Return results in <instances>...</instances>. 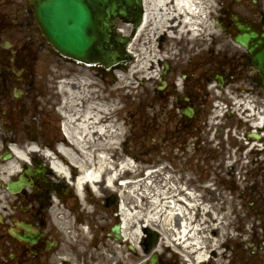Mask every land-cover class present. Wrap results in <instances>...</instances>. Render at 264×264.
<instances>
[{"label": "rangeland", "instance_id": "rangeland-1", "mask_svg": "<svg viewBox=\"0 0 264 264\" xmlns=\"http://www.w3.org/2000/svg\"><path fill=\"white\" fill-rule=\"evenodd\" d=\"M9 1L11 0H0V19L3 11L8 10L6 4ZM17 1L19 0H12V2ZM218 1L221 0H211L213 3L211 7L213 10L212 17H214L218 7ZM222 1L225 9L229 8L230 11L236 12L248 20L259 19L263 15L260 11L264 13V0ZM15 20L21 21V16L19 15L17 19L11 16L6 22L15 23ZM208 23L211 34L207 35L206 32L205 42L200 37L201 35L198 40H195L200 47L196 50L191 49L194 42L187 44V38L184 34L182 37L179 34V38L173 41L174 45H170L173 50L168 48L169 42L167 40L163 42L162 49L157 47L158 43L154 42L153 44L154 66L157 65L158 57L167 58L173 66L172 74L166 75L168 80L174 75L176 78L174 81H181L179 76V73L183 71L181 65L190 69L182 86L183 90L188 89L192 96L188 100L183 99L182 96L178 97L175 108L172 107V102L175 101V95L180 94L182 86L175 87L178 91L172 87L174 92L166 86L158 88L161 81L159 82L157 78L161 75L160 70L162 69L158 65L153 69L150 67L146 70L145 68L144 72H135L133 67L135 63L131 60L126 70H116L115 73L112 70L105 71L101 68L84 67L71 60L61 58L55 52L43 50L39 54L38 60H27L32 66L30 70L28 69L24 73V76L30 80L32 87L28 92L25 84L22 85V82L13 81L17 74L16 71L21 69L19 65L23 61L14 58L12 55L8 56L7 52L4 51L0 57V68L5 66H9V68L0 70V78L5 75H11V78L6 80L7 95L0 97V132L2 133L0 135V163L6 161L1 156L7 152L3 143L7 134L11 139H22L21 142H25L28 137H34L38 142H44L46 136L52 135L61 139L60 133L56 131L55 122L56 117L59 121V114L50 106L54 98L56 99L55 104L60 101L61 90L58 88L57 91L55 84L58 85V83L56 81L66 78L69 74L76 78L83 76L86 81L90 82L94 80L98 89L112 94L109 103L113 107V117L109 123L111 128L112 125L120 127L119 134L116 137H111L112 141L115 142L114 145L118 147L116 149L118 152L116 161L121 159V155L125 158L127 155L131 156L133 160L128 159V161L134 165L132 170L137 171L136 174H140L145 166L163 165L162 171L156 172L153 177L155 187L161 186V178L171 179L169 181L171 185H184V182L186 184L188 182L189 189L195 191L197 203L201 202L198 215L208 217L204 211L209 210V214L217 216L225 227L222 230L219 228H211L213 231L210 228L207 230V234L215 236L220 240L221 245L216 252L218 256L210 253L211 248L208 249L207 256L210 255V258L215 259L219 257V252L222 251L224 252L223 264H264V224L262 226L264 223V193H253L251 188V185L264 174V160L257 162L259 158L254 152L247 153L249 150H245L242 156L239 154L236 144L240 145L241 143L240 137L243 134L241 128H246L244 125L245 118H241L243 122L239 128L238 115L241 111L237 110L235 113L233 109H230L231 102L227 100V96H225L226 99H219L220 101L211 98V92L215 90L218 94L224 92L226 95L232 96L233 101L238 96L245 100L251 99V102L256 99L260 103V101H264V87L260 83L252 81L255 76L253 70L251 71L252 65L241 68L236 64L237 67L234 68L233 72H228L231 63L239 62L236 57L232 56L233 51L242 49L232 41L233 33L229 34L227 31L221 30L224 23H220V27H217L213 18H210ZM116 24L118 29L120 27L126 30L124 33L120 31V34L128 35L130 33V25L128 26L118 20ZM16 31L14 29L9 32L15 33ZM27 33V30L23 33L17 31L16 37L23 38ZM0 35L4 36V39H8L6 29ZM9 41L11 46L16 44L14 41ZM150 45L152 48V44ZM4 48L7 49L8 47L2 43L0 52ZM138 48L141 47L138 46ZM132 49L137 52L136 46H133ZM207 51L209 60L207 56H204ZM219 51H221L220 56H218ZM216 59L223 62L227 61L230 65L216 66ZM18 61L19 63H17ZM200 61L206 63L203 66V63L197 64ZM9 62L10 64H7ZM131 66L132 71H130ZM206 68L210 70V75L213 77L216 73L224 75L227 72V75L229 73L233 75L232 77L226 76L230 78L229 82L218 89L214 80L205 81L206 78L200 75L201 71ZM8 70H11L12 73L7 74ZM124 76L129 82L125 78L121 81ZM239 88L252 90L253 95L240 93ZM18 89L22 90L23 100L27 101L26 110L23 109L24 105L18 97L13 95V92ZM89 90L91 93L92 90L90 88ZM156 92H163L167 98L156 97ZM214 102L221 104V110L214 107ZM182 104L194 105L197 108L190 121L192 123L190 125L191 134L179 131V116L183 117ZM29 113L31 114L30 117ZM2 122H5L9 130L1 127ZM220 126H226L227 131L236 136L237 140L233 145H231L230 134L227 135L225 132L222 135L218 134ZM27 128L30 130H28L29 136L24 131ZM196 140L198 142L195 144ZM122 147H124L123 151L121 150ZM38 157H40L39 154ZM42 159L44 160V158ZM30 165L33 168L36 167L34 162ZM175 165L177 169H174ZM231 166H234L233 170L230 168ZM1 189L5 190L1 194L6 198L3 197L0 203L3 206L6 205L8 211L7 208H0V214L4 216V222L0 223V264H28L31 249L21 250L17 244L11 241L12 237L6 235L7 228L14 227L15 222L5 216L11 212L17 215L16 221L25 220L26 214L23 207L37 206V203L30 200L34 197L28 198L27 196L25 198L22 194H10L4 187ZM31 189L28 190L31 191ZM26 200H29V203ZM128 201L132 200L128 199ZM96 220L113 223L114 214L108 210L99 214ZM100 237L102 239L103 237L107 238L105 241L109 240V236L105 234L99 235ZM172 246H164L166 249L163 250L164 258L160 264H188V262L185 263L183 256L173 250L180 249ZM60 251L62 252L58 253L60 255H79L81 253ZM35 252L30 256L32 259L36 258L33 264H41L43 259L55 254V252L44 254L46 252L44 249L35 250ZM86 261H91V259H86ZM98 263L101 262L98 261ZM195 264L209 263L208 261H201L195 262Z\"/></svg>", "mask_w": 264, "mask_h": 264}, {"label": "bare ground", "instance_id": "bare-ground-1", "mask_svg": "<svg viewBox=\"0 0 264 264\" xmlns=\"http://www.w3.org/2000/svg\"><path fill=\"white\" fill-rule=\"evenodd\" d=\"M194 2V0H145L147 7L145 21L138 28L136 35L128 46L129 51H132L133 46H136L137 49H139L138 46L141 47V53L133 65L135 72H144L145 68L147 70L150 67L152 68V66L154 67L153 44L156 39L161 49L163 42L167 40L169 42L168 48L173 50L170 45H174L173 41L177 39L176 35L181 31L182 26H187L186 35L190 34V32L195 33L196 28L194 29L192 25L195 27L198 14L193 10L195 8ZM184 8L188 12L186 24L182 23L181 15H179V10H184ZM200 21L202 26L199 32L202 40L205 41V18H200ZM119 31L124 33L126 30L119 27ZM187 40H191V38L187 37ZM150 44H152V48H150ZM197 47V43L191 45V49L196 50ZM157 59L159 61L160 58L158 57ZM125 77H122L121 81ZM125 80L127 79L125 78ZM127 81L129 82V80ZM56 82L61 90L60 102L62 103L58 109L63 112L61 106H64L70 113L67 115L66 126L64 125L67 138L58 143L57 151L59 155L57 158L52 159L51 168L53 167L64 176H68L69 173L71 175L74 174L76 176V191L79 196H82V192H86L81 189V186L87 184L86 180L90 182V193L98 195L100 192H105L109 188L108 186L115 184L110 175L109 167H113L118 152L114 149L113 145L115 142L112 141L111 137H116L119 134L120 127L112 125L111 128L109 123L113 117V107L109 103L111 102L112 94L102 92L100 88L92 90L90 93V82L86 81L83 76L76 78L71 77L69 74L66 79H60ZM222 97H224V94H212V98L215 99ZM227 100L230 101L231 99L228 97ZM245 104L246 107L241 110ZM216 108L221 110V104L218 103ZM230 108L234 112L237 110L241 111V115L251 109V105L238 99L235 102L231 100ZM114 109H116V106H114ZM249 114L246 113L244 115L249 116ZM260 114L255 115L253 124L261 125L264 123V113ZM248 119H252V117ZM0 135H2L1 132ZM34 148L35 146L30 145L31 150H34ZM9 151L11 158L0 163V202L3 197L6 198V196L1 194L5 192L1 187H5L6 179H11L18 169L19 163H23L20 158L27 160V154L29 153L28 151H23L19 144H12ZM111 152L113 153L111 154ZM120 162L122 169L124 167L134 168V165H131L130 161L122 155ZM102 174H106L105 179L102 178ZM123 185L126 191L121 194L120 205L122 208L121 222L125 244L133 243L137 238V234L139 235L140 226H144L141 223L148 221L161 234L156 250L163 248V244L166 242H171L170 236L175 235L173 236L174 245L180 242L184 243L183 255L188 264H195V262L205 260L209 264H223L224 252L222 251L219 252V257L215 259L207 258L209 248H211V254L218 256L216 252L221 246L220 240L215 238V236L208 235L207 230L209 228L225 229L223 222L217 216H211L209 210L204 211V214L208 215V217L199 216L201 203H197V197L192 191L183 192L184 195L179 196L180 192H177L180 188L174 185H172L171 189L152 188L143 182L132 183L124 181ZM137 188H140L143 196L131 200L133 202L142 200L141 206L139 210L130 211L125 205L130 198L129 192ZM1 207L6 209L2 203H0ZM181 215L184 217L183 219L181 218L182 223L179 221ZM0 220L3 222L2 216H0ZM180 227L182 228L180 229ZM211 231L213 230L211 229ZM137 255L138 264H142L145 254L137 252ZM86 258V256L81 255H60L55 253L49 258L47 263L44 262L43 264H52L57 261H78ZM88 258L110 263L126 259V256L119 251H115L113 254L111 252H98Z\"/></svg>", "mask_w": 264, "mask_h": 264}, {"label": "water", "instance_id": "water-1", "mask_svg": "<svg viewBox=\"0 0 264 264\" xmlns=\"http://www.w3.org/2000/svg\"><path fill=\"white\" fill-rule=\"evenodd\" d=\"M34 1L38 22L47 40L62 55L87 64L102 63L106 68L123 61L127 39L115 35L114 18L132 20L137 26L139 0ZM235 25L239 33L234 40L247 47L264 84V33L252 30L237 19ZM8 186L10 190L15 188L13 183Z\"/></svg>", "mask_w": 264, "mask_h": 264}, {"label": "flooded vegetation", "instance_id": "flooded-vegetation-1", "mask_svg": "<svg viewBox=\"0 0 264 264\" xmlns=\"http://www.w3.org/2000/svg\"><path fill=\"white\" fill-rule=\"evenodd\" d=\"M20 6L23 10L20 11L19 9H16L15 6L14 9L8 11V15L3 17L14 15V17L17 18L20 15L21 22L17 24L5 22L2 24V18L0 30L2 28L8 30L16 29L22 33L26 30L28 31L27 35L23 38H17L16 32L13 35H10V38L17 43L22 40V44L15 45V47H17L16 50L12 49V51H7V54H11L14 58L23 61V63L19 65L22 68L23 75L26 69L30 70V63H28L27 60L34 59L36 57V52L42 47H46V43L34 20L32 5L25 0ZM250 24L256 28L259 27L257 23L250 22ZM29 45L30 49L29 51H26L25 49L29 48ZM1 53H3V51ZM241 55L247 60V54L241 53ZM17 63H19V61ZM10 72V70L7 71V73ZM6 78L9 79L11 77L5 75L3 79ZM51 173L53 172L48 170L47 175L49 176ZM35 182L37 185H42L44 187L43 197L39 200L38 204L43 208L40 210L27 209L25 211L26 218L24 221L34 226L43 225L45 233L29 247L21 245L20 247L22 250L31 247L37 250L44 249L47 252H59L60 250L65 252H90L92 250H97V248L105 243V239L107 238H99V235L105 234L113 238L112 227L117 222L116 217L113 223H109L108 221L99 222L96 220V217L101 213L107 212V209L91 203L86 197H82L80 200L76 195V189L74 186L66 185L53 188L47 186L45 183L36 180ZM252 189L253 192L256 193L264 192V181L253 185ZM21 232H23V230H21ZM112 238L109 239L112 241ZM15 241L17 244H24L19 240ZM142 242L143 240L141 241V244ZM117 245L120 244L118 243ZM126 247L129 249L127 245ZM141 247L145 252L144 246L141 245ZM107 249L113 253L116 251V248H113V245L108 246ZM116 264L122 263L118 262Z\"/></svg>", "mask_w": 264, "mask_h": 264}]
</instances>
